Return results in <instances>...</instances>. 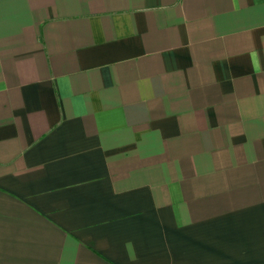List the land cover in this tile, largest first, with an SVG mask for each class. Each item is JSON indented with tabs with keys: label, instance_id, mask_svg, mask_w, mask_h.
<instances>
[{
	"label": "crops",
	"instance_id": "1",
	"mask_svg": "<svg viewBox=\"0 0 264 264\" xmlns=\"http://www.w3.org/2000/svg\"><path fill=\"white\" fill-rule=\"evenodd\" d=\"M0 264H264V0H0Z\"/></svg>",
	"mask_w": 264,
	"mask_h": 264
}]
</instances>
